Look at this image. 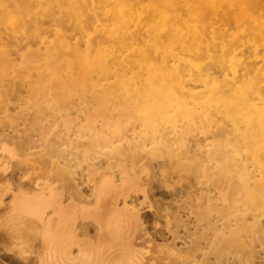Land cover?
Listing matches in <instances>:
<instances>
[{
    "label": "bare ground",
    "instance_id": "bare-ground-1",
    "mask_svg": "<svg viewBox=\"0 0 264 264\" xmlns=\"http://www.w3.org/2000/svg\"><path fill=\"white\" fill-rule=\"evenodd\" d=\"M15 99L26 148L40 138L48 164L83 181L30 172L16 186L20 155L2 144L11 264H148L134 198L157 157L195 174L189 199H218L226 182L236 201L247 183L264 208V0H0V112Z\"/></svg>",
    "mask_w": 264,
    "mask_h": 264
},
{
    "label": "rangeland",
    "instance_id": "rangeland-1",
    "mask_svg": "<svg viewBox=\"0 0 264 264\" xmlns=\"http://www.w3.org/2000/svg\"><path fill=\"white\" fill-rule=\"evenodd\" d=\"M15 81L16 85L27 84L18 77ZM15 101L0 112V154L2 144L7 142L20 155L8 162V173L14 175L15 185L31 172L33 179L42 183L49 180L53 186L60 187L63 183L73 186L76 182L69 176L63 159L60 171L56 165L48 164L40 138L35 137L38 142L33 148L23 144L28 123L22 107L19 108L21 102ZM165 160L157 157L148 164V173L144 175L146 194L134 198L141 203L144 224L139 229L138 242L148 264H264V208L252 209L254 198L249 184L241 185L242 194L236 201L235 188L226 182L218 199L205 198L203 202L189 199L184 193L197 189L195 174L178 168L166 169ZM82 181L79 178L74 187L81 186ZM217 216L222 223L219 236L212 226ZM254 221L258 228L253 226ZM199 224L203 228L196 234ZM25 242L28 256H35L39 243L27 236ZM6 253L0 245V254L6 255L4 260L11 264Z\"/></svg>",
    "mask_w": 264,
    "mask_h": 264
}]
</instances>
